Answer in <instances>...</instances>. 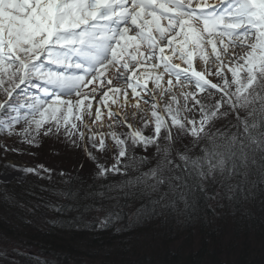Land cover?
<instances>
[{"label": "snow or ice", "instance_id": "obj_1", "mask_svg": "<svg viewBox=\"0 0 264 264\" xmlns=\"http://www.w3.org/2000/svg\"><path fill=\"white\" fill-rule=\"evenodd\" d=\"M0 132L30 147L54 138L97 178L135 169L122 182L140 197L132 225L254 203L264 197V0H0ZM137 147L155 149L146 172ZM113 149L105 167L97 154Z\"/></svg>", "mask_w": 264, "mask_h": 264}, {"label": "trees", "instance_id": "obj_2", "mask_svg": "<svg viewBox=\"0 0 264 264\" xmlns=\"http://www.w3.org/2000/svg\"><path fill=\"white\" fill-rule=\"evenodd\" d=\"M196 154L198 150L192 153ZM47 162L43 160L42 163ZM151 163L154 164V161L151 160ZM78 164L75 163L72 166L75 170L66 175L55 171V178L51 177V181L46 177L32 176L22 184L15 181L0 182V252L9 254L14 248L11 243L5 246L3 238L13 240L14 236H20L26 240L25 243L13 240L20 249L19 253L16 252L19 264H43L45 261L52 264H87V261L97 264V258L109 261L111 254L126 252L135 243L144 246L121 264H163L167 259L173 261L172 264H264L261 256L255 258L253 255L256 249L246 253L240 260H222L221 254L227 252L228 248L221 242L218 231H214L228 223L230 218L237 223L248 222L264 227V197L239 207L233 205L236 210L228 215L230 218L219 212L213 217L209 211L202 213L195 222L177 224L171 219L167 222L152 219L132 225L129 215L139 206L140 197L135 195V186L122 187V182L134 179L139 173L130 169L127 176L110 173L97 178L94 173H88L85 167L78 169ZM149 167L143 165L141 171L146 172ZM85 206H89L88 211H85ZM91 206H102V210H92ZM29 208L33 210L29 211ZM109 213L113 217L112 222L105 228L100 227L97 221ZM78 216L88 221L87 226L68 227V221ZM194 230L200 232L204 248L196 255L188 256L187 253L186 257H175L174 251L170 249L172 244H169L170 236L173 237L171 233L177 232L178 237L188 236L194 235ZM157 235H163L167 240H159ZM261 236L259 238L263 242L264 237ZM147 243H153V246H147ZM192 245V241L186 242L191 250ZM211 246L214 251L209 249ZM231 251L235 252V249H229L228 253ZM0 264H4L3 258Z\"/></svg>", "mask_w": 264, "mask_h": 264}, {"label": "rangeland", "instance_id": "obj_3", "mask_svg": "<svg viewBox=\"0 0 264 264\" xmlns=\"http://www.w3.org/2000/svg\"><path fill=\"white\" fill-rule=\"evenodd\" d=\"M210 78L213 80V82L216 81L215 77H210ZM162 106H163V101H161V107ZM134 123L135 126L139 127L138 122H134ZM17 127L20 126L18 125ZM117 131H127V129L118 128ZM144 134L150 135L151 134L150 129H145ZM5 142L11 147H15L20 151L18 153H14L12 151L4 153L3 150L0 149V182L1 183H9L15 181L18 184H22L25 179L32 176L46 177L48 181H51L52 178H55L54 177L56 175L55 171H57L59 174L63 172L64 175L73 172L75 169L72 166H74L75 163H79L78 169H81L80 166L83 164V167L87 169L88 173L95 174L96 172V165L92 161L88 160L83 153L79 151H73V152L68 151L67 149L64 148V146L60 142L56 141L54 138H46L42 140L40 143V147H30L26 144L20 143L17 137L15 136L5 137L4 133L0 132V144H3ZM190 143H191L190 139L188 138H185L183 140V144L185 145L190 146ZM176 147L182 149V144L178 143ZM115 151L116 150L113 149L112 153L97 154L99 157V162L103 164L105 167L110 166L112 163H114L113 156ZM146 151L149 153L150 155L149 157L151 158L155 149L149 147L148 150H145L142 147H138L135 149L134 154L136 157L147 156ZM40 160H42V162L43 160L48 162L46 164H43ZM149 160H150V164H146L147 167L154 165L151 163V159ZM8 162L15 164L18 169L37 168L38 165H44L45 168L52 169V171L50 173H45L38 169L40 174L35 175L17 169L3 167ZM69 167H71L70 170H68ZM71 180L72 179H70V181ZM32 210H33L32 208H29V211ZM233 210L235 211L236 209L232 206L231 211L225 209L221 214L224 213L222 216L226 215L225 217L230 218V216L228 215L230 213L233 214L232 212ZM217 223L220 224V222ZM220 228L221 230H218ZM220 228L215 229L214 231H218V236L221 238V242H223L225 246L228 248L227 252H222L221 254L222 260H226V258L231 260H240L241 258L244 257L246 253L252 252L251 251L252 249L254 250L256 249L255 253L254 251L252 252L253 255H255V258H259L261 256L260 257L261 260L262 259L264 260V241L262 242L259 238L260 235H263L261 237H264L263 226L260 227L254 224H250L248 222L241 223V221L237 223L235 222V220L232 221V218H230L229 222L224 224ZM194 233L196 236H198L200 232L195 230ZM171 234H173V237L170 236V240H169V242H171L169 244H172L170 246L171 251H174L175 257H177L178 255H182L186 257L187 252H185L182 248L173 246V244L181 243L178 235L176 236L177 232H172ZM14 239L17 240L18 242L21 241L24 243V238L20 236H14ZM13 240H10L12 246L18 247V244L13 243ZM233 248L235 249V252L231 251L230 253H228L229 249H233ZM26 250L29 251V248H27ZM32 250H36V249L33 248ZM257 251L260 253L257 254L256 253ZM198 252L199 251H197V253ZM16 256H17L16 251L10 250L7 258H3L4 264H19ZM86 263L94 264L88 261ZM172 263L174 262L169 259L163 262V264H172ZM176 264H180V263H176Z\"/></svg>", "mask_w": 264, "mask_h": 264}, {"label": "bare ground", "instance_id": "obj_4", "mask_svg": "<svg viewBox=\"0 0 264 264\" xmlns=\"http://www.w3.org/2000/svg\"><path fill=\"white\" fill-rule=\"evenodd\" d=\"M210 2L212 3H216V0H210ZM200 66V62H199V59L196 58L194 60V66ZM184 65H182L183 67ZM149 87H152V84L151 82L149 83ZM195 231V230H194ZM177 236V234H176ZM157 238L159 240H167L165 239L166 237L163 236V235H157ZM180 239V244H173L174 247H178V248H182L184 251H186L188 253V256H191V255H196L197 251L200 252V249L201 248H204V246H202L201 242H200V237L199 235L196 236L195 233L194 235H181L179 237ZM193 242V249L191 250L190 247H187L186 246V242ZM147 246H153V243H147L146 244ZM144 246V244L142 243H135L132 245L131 249H129L128 251L126 252H122V253H119V254H111L110 255V259L109 261L105 258V259H99L97 258V264H121L122 262H124L125 260H127L128 258H132L134 253L136 252H139L141 251V248ZM211 249L212 251H214V248H209ZM209 263V262H208ZM207 262H205L204 264H208ZM229 262H225L224 264H228Z\"/></svg>", "mask_w": 264, "mask_h": 264}]
</instances>
